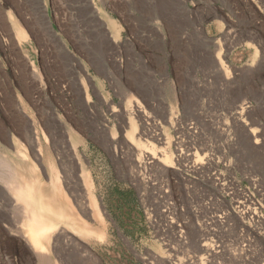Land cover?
<instances>
[{
	"label": "rangeland",
	"instance_id": "374dc122",
	"mask_svg": "<svg viewBox=\"0 0 264 264\" xmlns=\"http://www.w3.org/2000/svg\"><path fill=\"white\" fill-rule=\"evenodd\" d=\"M129 119L166 173L129 165ZM22 149L79 215L84 170L101 237L41 261L0 182V264H264V0H0V162Z\"/></svg>",
	"mask_w": 264,
	"mask_h": 264
},
{
	"label": "bare ground",
	"instance_id": "6f19581e",
	"mask_svg": "<svg viewBox=\"0 0 264 264\" xmlns=\"http://www.w3.org/2000/svg\"><path fill=\"white\" fill-rule=\"evenodd\" d=\"M218 61L219 66L221 67L222 63L220 60ZM227 75L225 74V76ZM130 109L131 111L134 110L137 113V117L138 119H140L141 124H145L146 121H143V119L147 118L148 116L145 115V113L136 102H133L130 108L125 109V114H123L122 117L124 118L126 115H130ZM128 126L129 131L127 133L126 141L132 147L131 149H129L130 153L128 163L132 168L137 167V165L139 164V160L142 157H144L151 164L155 163L156 165V163H161V165H159L161 166L160 169L158 168L160 172L166 173V168H172L165 150H161L158 153L157 151H155L153 145L150 144L149 146H147L150 149L148 151H144L143 148H146V146L143 143H140V137L135 138V135L138 134L137 125L129 119ZM140 130L142 131L140 132L141 135L144 136L145 133L143 131V127ZM158 136L159 134H155L153 139L157 142H160L161 140L158 139ZM34 142L35 144L38 143V138L36 136L34 137ZM163 144L168 145L169 141L167 140L163 142ZM38 145L39 144H37V146ZM37 148L38 149L36 155H42L43 152L41 148ZM67 152L68 154L70 153L69 151ZM17 156L18 161H14L15 159H13V161L3 160L1 161L2 163L0 162L2 164L1 168L3 167L0 171V182L5 186L6 190L16 199L15 204L19 206V212H21L22 215V220L19 223V226L15 227V229L17 228L16 233L20 235L21 238H23V240L29 245L38 259H41V261L43 260V255L47 249L48 242L51 239L53 241H51L52 246L53 248H55L57 241L62 236V234H59L58 231L57 234L54 235L56 230L60 226H63L65 229L69 230V232H71L73 235L76 234L84 237L94 235L99 238L101 237L100 234L97 233V230L95 231L94 229L90 228L87 222L82 219V217L89 220L90 218L94 219V217H98V213L95 209V202L91 196L90 188L88 187V180L84 170H80V168L78 169L79 166L73 167L72 170L68 169L70 170V173L72 175H69V178H71V185L67 180L66 181L68 182V184L65 183V185L67 186L66 188L68 189L67 191H69V193L72 189V185L73 190L75 189V192H72L70 194L72 196V200L75 203V206L77 207L76 209H78L80 215L82 216L81 217L76 212L74 207L70 204L65 194L60 190V188L57 187V185L53 183L51 184V187H48L43 183H40L37 169L35 165L28 159V156L25 154L23 149L22 151H17ZM35 159L38 160V158ZM69 237V239H65L67 240V244L73 241L71 236ZM67 247V250L71 249L69 248V246ZM204 250L208 251V248H204Z\"/></svg>",
	"mask_w": 264,
	"mask_h": 264
}]
</instances>
